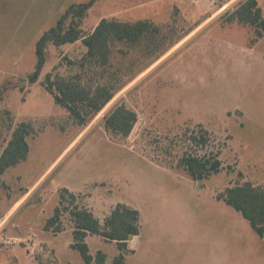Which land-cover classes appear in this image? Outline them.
Returning a JSON list of instances; mask_svg holds the SVG:
<instances>
[{
  "label": "rangeland",
  "instance_id": "1",
  "mask_svg": "<svg viewBox=\"0 0 264 264\" xmlns=\"http://www.w3.org/2000/svg\"><path fill=\"white\" fill-rule=\"evenodd\" d=\"M85 1L0 0V152L19 123L35 127L28 158L0 180V218L22 200L9 223L28 241L26 249L15 246L20 263L84 264L70 248L68 212L61 217L64 232L44 230L66 188L102 223L118 203L139 211L141 230L127 264H264V242L240 212L215 196L244 181L264 186V36L251 44L250 27L224 24L222 15L239 0H99L83 21L86 32L102 18L148 19L158 30L117 58L128 66L121 81L134 79L80 125L41 85L56 65L85 53L80 41L49 45L39 82L30 84L27 76L37 64V40L71 4ZM257 1L264 13V0ZM69 72L74 69L61 68ZM119 99L138 114L127 139L113 137L101 121ZM199 124L211 136L205 150L190 142ZM165 150L208 151L221 169L199 185L157 164ZM66 199L63 208L73 201ZM87 243L92 255L102 250L109 262L119 254L116 243L100 236ZM5 258L0 255V264Z\"/></svg>",
  "mask_w": 264,
  "mask_h": 264
},
{
  "label": "trees",
  "instance_id": "2",
  "mask_svg": "<svg viewBox=\"0 0 264 264\" xmlns=\"http://www.w3.org/2000/svg\"><path fill=\"white\" fill-rule=\"evenodd\" d=\"M99 0H87L71 4L57 20L56 24L46 30L37 40L35 50L37 64L35 70L27 76V82H39L41 72L46 62V49L49 45L61 48L67 44L81 42L85 53L77 59H68L65 63L56 65L47 73L41 85L54 98V101L80 125H87L100 113L131 80L122 82L128 66L122 67L117 60L129 54L127 47L135 46L145 37L157 32L158 25L148 19L123 21L117 18H102L90 32L82 27L89 10ZM224 24H237L252 29L251 44L264 36V13L257 0H239L231 9L222 15ZM152 38L150 45L154 44ZM125 46H121V45ZM74 69V73H61V68ZM121 81L119 83L118 79ZM123 78V77H122ZM116 82V84H115ZM101 121L105 129L115 138L127 139L135 131L138 123L137 112L124 99H119ZM32 122L19 123L11 133V138L0 152L1 176L12 166L28 158L30 145L28 137L35 131ZM200 134L192 132L190 142L203 150L209 145L210 132L199 124ZM160 166L182 172L189 178L198 181L208 179L218 174L221 161L218 156L208 153L193 154L183 151L173 154L165 150ZM60 205L54 209L44 225V230L53 234L64 232L61 221L63 211L68 212L72 223V242L70 248L77 250L84 264H127L126 255L128 241L140 234V213L137 209L118 203L102 223L93 211L76 205V196L68 189L60 191ZM66 196L73 201L69 207H62ZM216 199L233 207L245 218L253 231L264 242V186L252 181H244L233 186H227L216 193ZM100 236L108 242L117 244L119 254L108 261V255L98 250L92 255L87 243L88 236Z\"/></svg>",
  "mask_w": 264,
  "mask_h": 264
},
{
  "label": "crops",
  "instance_id": "3",
  "mask_svg": "<svg viewBox=\"0 0 264 264\" xmlns=\"http://www.w3.org/2000/svg\"><path fill=\"white\" fill-rule=\"evenodd\" d=\"M50 170V169H49ZM47 170L46 173L49 171ZM46 173L44 172V174H42L39 178L38 181L36 183V185L40 182V180L46 175ZM34 185V187L36 186ZM32 189L29 190L28 194L31 192ZM74 193V192H73ZM27 196V194H26ZM25 196V197H26ZM24 197V198H25ZM22 200H15L11 206H9V208H7L5 210V212L3 213V216H1L0 218V255H6L5 258V264H21L20 260L21 258V253L16 249L17 247H15L17 244H7L4 241L5 240H12V239H22L20 238V236L17 234L16 230H17V226L13 225V226H9L10 223V219H11V215L14 212V210L17 208L18 204L21 202ZM97 216V215H96ZM98 217V216H97ZM99 218V217H98ZM58 234V233H57ZM89 238L91 237H96L95 235L93 236H88ZM87 238V239H89ZM34 240V239H33ZM132 240H130L128 242V249L130 250V243ZM36 242V241H35ZM89 243V242H88ZM71 244V242H70ZM22 247L24 249L25 245L22 244ZM10 249V250H8ZM10 251V252H9ZM54 251V250H52ZM104 252V251H103ZM54 253V252H52ZM52 257V256H51ZM36 258V257H35ZM38 260H41L42 258H36Z\"/></svg>",
  "mask_w": 264,
  "mask_h": 264
},
{
  "label": "built area",
  "instance_id": "4",
  "mask_svg": "<svg viewBox=\"0 0 264 264\" xmlns=\"http://www.w3.org/2000/svg\"><path fill=\"white\" fill-rule=\"evenodd\" d=\"M4 242L7 244H12V245L19 244V243H22V244L28 243L27 239H12V240H5Z\"/></svg>",
  "mask_w": 264,
  "mask_h": 264
},
{
  "label": "water",
  "instance_id": "5",
  "mask_svg": "<svg viewBox=\"0 0 264 264\" xmlns=\"http://www.w3.org/2000/svg\"><path fill=\"white\" fill-rule=\"evenodd\" d=\"M200 182H201V180L199 179V180H198V184H199V185H200Z\"/></svg>",
  "mask_w": 264,
  "mask_h": 264
}]
</instances>
